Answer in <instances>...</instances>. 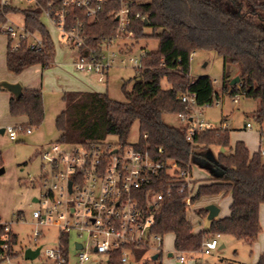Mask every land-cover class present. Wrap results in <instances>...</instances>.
Masks as SVG:
<instances>
[{"label": "trees", "instance_id": "obj_1", "mask_svg": "<svg viewBox=\"0 0 264 264\" xmlns=\"http://www.w3.org/2000/svg\"><path fill=\"white\" fill-rule=\"evenodd\" d=\"M137 1L131 9L130 24L123 33L117 32V22L111 15L118 9V2L103 5L100 13L87 18L86 43L98 57L114 38L127 37L126 33L130 31L133 39L157 38V48L140 54L139 65L129 80L130 88L123 87L125 101L115 100L107 92L65 91L62 96L65 107L55 117L57 140L78 144L113 135L119 141L127 142L131 127L137 123L135 146L146 148L155 158L174 160L182 168L194 163L209 172L208 177L192 180V202L202 196H231L228 215L215 217L208 227L193 230L184 204L188 193L186 190L178 193L174 189L154 207L155 232L161 236L172 233L174 248L179 253L199 251L203 241L216 234L231 235L252 246L261 231L259 209L264 204V155L259 149L251 152L242 140L231 143L229 130L222 126L196 131L192 140H187V128L167 124L163 115L185 110L184 103L177 99L180 91L194 92L200 107L212 105L219 99L209 76H189L192 53L205 49L215 51L224 61L221 92L254 99L257 108L253 117L260 125L264 124V0ZM229 5L237 6V10H231ZM18 12L27 29L41 36L43 46L36 51L23 42L17 50H12L7 36V70L19 74L31 65L48 67L54 59V43L40 21L37 9L20 10L10 4L0 6V25L6 14ZM146 29L150 31L146 32ZM0 33H5L2 28ZM235 76L239 80L231 85ZM0 90L6 89L0 86ZM10 94L8 109L11 116H24V127L42 122L44 107L40 89L22 88L20 95ZM160 147L162 152H158ZM208 152L213 153V160L209 159ZM182 181L163 173L152 190L163 192L167 184ZM193 212L198 217L207 216L205 206L193 209ZM5 227L0 216V256L3 255L0 263L19 253L15 251L16 234ZM59 242L64 244L66 260L49 264H68L67 236L59 235ZM144 250H134L136 259ZM110 264L120 262L114 256ZM213 264L238 263L220 259ZM255 264H264V251Z\"/></svg>", "mask_w": 264, "mask_h": 264}, {"label": "built area", "instance_id": "obj_2", "mask_svg": "<svg viewBox=\"0 0 264 264\" xmlns=\"http://www.w3.org/2000/svg\"><path fill=\"white\" fill-rule=\"evenodd\" d=\"M27 1L39 11L40 21L45 27L46 22L56 28L60 38L76 49L77 57L73 60L75 69L95 74L98 81H105L115 54L109 52L107 47L96 56L95 50L86 43L85 21L100 13L103 5L118 2V9L113 10L111 15L117 22V32L123 33L130 24L131 9L138 1ZM8 4V0H0V6ZM0 28L11 40L12 50H17L23 42L36 51L43 46L41 36L27 29L22 19L19 21L6 14ZM126 35L131 36L132 32L129 31ZM125 61L124 58L120 60L122 64ZM128 61L139 65V58L130 57ZM213 82L216 83L215 80ZM177 99L185 105V110L176 113V118L178 126L187 128V140L191 141L196 131L213 128L199 119L202 107L196 104L194 92L180 91ZM233 101L236 102V99ZM245 127L251 126L246 123ZM4 132L10 139H15L20 132L30 133L31 127L17 124L4 128ZM158 152H162L161 147ZM260 152L264 155V149ZM39 157L43 173L40 177V196L33 197V202L39 205V209L32 211V218L37 226L33 234L40 236L41 228L55 227L59 235L68 236L71 231L78 238L85 235V242L78 240L74 243L80 263L93 259L92 254L106 256L107 264L111 263L114 256L120 264H127L132 260L139 262L142 257L153 260L154 254H157L158 259L162 252V236L154 230V207L164 195H170L174 189L178 193L186 190L188 194L184 199L185 208L193 211L192 165L182 168L174 160L155 158L146 148H138L135 143H111L101 139L69 144L56 140L41 149ZM163 173L183 181L167 184L163 192L155 193L152 188ZM9 228L6 223L5 229ZM219 237L220 234H216L204 240L198 252L210 254L216 248ZM140 248L145 249L144 253L136 259L134 250ZM45 254L51 262L66 260L64 244L60 242L57 247L47 249ZM185 255L187 256L186 253H180L178 256L181 263L186 260Z\"/></svg>", "mask_w": 264, "mask_h": 264}, {"label": "rangeland", "instance_id": "obj_3", "mask_svg": "<svg viewBox=\"0 0 264 264\" xmlns=\"http://www.w3.org/2000/svg\"><path fill=\"white\" fill-rule=\"evenodd\" d=\"M8 1L11 6L20 10L32 6V3L27 0ZM229 6L231 10H237V6ZM8 15L19 21L22 19L20 12ZM45 25L54 43L53 62L43 72L37 65L27 67L21 81L16 82L22 88L34 87L42 91L44 118L39 125L31 126L30 133L20 132L15 139H10L6 132L0 133V167L4 168V172L0 174V216L1 221L7 223L16 234L18 243L15 251L19 252L13 257L4 259L0 264H21L24 262L27 264H49L51 260L47 258L45 251L53 249L59 244V231L55 227H39L42 229V234L40 236L33 234L37 226L32 218V211L39 209V205L33 202L32 198L39 197L41 193L40 177L43 169L39 152L59 137L55 129V117L65 107L62 100L64 92H107L111 98L125 101L123 87L130 88L129 80L134 76L137 67V64L129 62L128 58H139L143 51H153L158 45V39L155 37L133 39L130 36H118L114 38L108 47V51L115 54L114 63L107 70L106 80L101 82L97 80L95 74L82 73L75 69L73 60L77 57L76 49L60 38V33L56 28H52L46 22ZM149 31L150 29H146V32ZM0 36H5L7 39L5 33H0ZM123 58L126 61L122 64L120 60ZM223 67L222 57L213 50L199 49L192 53L189 76H209L216 81L214 88L219 95V99L214 100L212 105H205L201 108V114L198 117L202 122H206L212 127H226L230 133L231 143L243 140L251 152L257 151L259 146L260 148L264 147V124L260 125L253 117L257 102L241 94L232 96L221 92ZM227 68L231 69V66L227 65ZM163 85H166V82ZM234 98L236 102L233 101ZM163 119L167 124H178L176 114H164ZM222 121H225L224 124ZM246 123H249L251 127H244ZM17 124H25V121L19 118L14 119L10 115L7 99H3V96L0 95V128ZM105 140L111 143L119 141L113 135L107 136ZM137 141L138 125L134 123L127 137V143H136ZM191 174L193 179L204 178L207 175L205 168L200 169L197 164H192ZM230 200V194L202 196L193 202V209L204 207L208 205V202L213 201L212 204L219 208L218 216L224 217L229 213ZM187 217L193 230L206 228L209 225L206 217H198L193 211H188ZM261 219V231L252 246L231 235H220L217 238L216 248L210 254L206 255L198 251L190 252L187 256L185 255L184 263H181L178 260L180 253L174 248L172 233H165L162 236V252L158 259L146 260L145 257H142L139 262L132 260L127 264H199L202 262L213 264L218 263L220 259L238 264H255L260 253L264 251V213H262ZM67 238L68 242L65 247L68 264H107L106 256L95 254H92L93 259L90 261L80 263L74 243L78 240L85 242V235L78 238L77 234L71 231ZM221 244L224 246L220 247ZM36 247H40L39 254L33 259H24V250ZM168 253H171V256H168Z\"/></svg>", "mask_w": 264, "mask_h": 264}, {"label": "crops", "instance_id": "obj_4", "mask_svg": "<svg viewBox=\"0 0 264 264\" xmlns=\"http://www.w3.org/2000/svg\"><path fill=\"white\" fill-rule=\"evenodd\" d=\"M6 49H7V39L5 38V36H0V82L1 81H6V82H10V83H16V82H19V81H21V77H22V75H23V73H24V70H26V68L25 69H23L19 74H14L13 75V73H10L8 70H7V68H6V63H5V60H6ZM32 66V65H31ZM39 68H41V71L43 72V70L45 69V68H47V67H45V68H42L40 65H37ZM23 88H34V87H23ZM0 91H3V90H0ZM7 91V90H6ZM5 92V91H4ZM4 92H1L0 93V95H2L3 96V99H7V103H8V101H9V98H10V92L8 91V92H6V93H4ZM81 92H83V91H81ZM13 117V116H12ZM14 119H21V120H24L25 122H26V118L24 117V116H18V117H13ZM244 127H245V125H244ZM1 129V128H0ZM243 141V140H242ZM246 145V144H245ZM246 147H247V145H246ZM248 148V147H247ZM249 149V148H248ZM258 149L259 150H261V149H264V147H262V148H260V146L258 147ZM257 149V150H258ZM251 151V150H250ZM213 154V153H212ZM194 164V163H193ZM200 169H201V167H200ZM206 171V173H207V175H206V177H208V176H210V174H209V172L207 171V170H205ZM212 202L213 201H210V202H208V204H212ZM207 204V203H206ZM206 206V205H205ZM262 213H264V204H262L261 206H260V209H259V221L261 222V215H262ZM218 215H219V213H218ZM218 217V216H217ZM209 221V220H208ZM200 229H202V228H200ZM224 246V244H221V246L220 247H223Z\"/></svg>", "mask_w": 264, "mask_h": 264}, {"label": "water", "instance_id": "obj_5", "mask_svg": "<svg viewBox=\"0 0 264 264\" xmlns=\"http://www.w3.org/2000/svg\"><path fill=\"white\" fill-rule=\"evenodd\" d=\"M238 80H239V77L235 76L234 78H232L230 84L231 85L236 84ZM0 86L4 87L6 90H8L10 93H12L15 96L20 95L22 91V87L18 83H10L6 81H1ZM3 132H4V128H1L0 133H3ZM221 150H223V148ZM208 156L210 160H213V154L211 152H208ZM3 172H4V168L0 167V174H2ZM217 176H220V173L217 174ZM32 201H34V198H32ZM205 209L207 210V216H206L207 220L210 221L218 216L219 208L215 204H208L205 206ZM39 250H40V247H36L34 249L26 248L23 252L24 259L35 258L39 254ZM168 256H171V253H168ZM156 258H157V254H154L152 256V259L155 260Z\"/></svg>", "mask_w": 264, "mask_h": 264}]
</instances>
